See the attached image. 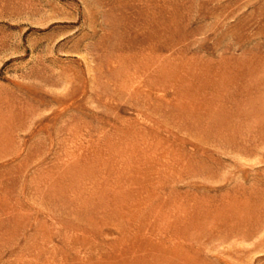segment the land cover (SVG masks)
Segmentation results:
<instances>
[{
  "label": "rangeland",
  "instance_id": "obj_1",
  "mask_svg": "<svg viewBox=\"0 0 264 264\" xmlns=\"http://www.w3.org/2000/svg\"><path fill=\"white\" fill-rule=\"evenodd\" d=\"M0 264H264V0H0Z\"/></svg>",
  "mask_w": 264,
  "mask_h": 264
}]
</instances>
